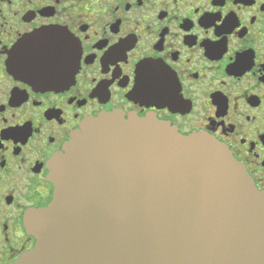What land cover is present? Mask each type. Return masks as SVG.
I'll return each instance as SVG.
<instances>
[{
	"label": "flooded vegetation",
	"instance_id": "flooded-vegetation-1",
	"mask_svg": "<svg viewBox=\"0 0 264 264\" xmlns=\"http://www.w3.org/2000/svg\"><path fill=\"white\" fill-rule=\"evenodd\" d=\"M43 31L61 36L56 86L17 65ZM111 113L216 140L264 193V3L0 0V264L36 244L25 217L54 198L52 158L86 120Z\"/></svg>",
	"mask_w": 264,
	"mask_h": 264
},
{
	"label": "water",
	"instance_id": "water-1",
	"mask_svg": "<svg viewBox=\"0 0 264 264\" xmlns=\"http://www.w3.org/2000/svg\"><path fill=\"white\" fill-rule=\"evenodd\" d=\"M60 38L27 39L19 72L56 86ZM48 180L54 198L26 215L36 244L16 264H264V193L206 135L102 114L52 158Z\"/></svg>",
	"mask_w": 264,
	"mask_h": 264
},
{
	"label": "snow or ice",
	"instance_id": "snow-or-ice-1",
	"mask_svg": "<svg viewBox=\"0 0 264 264\" xmlns=\"http://www.w3.org/2000/svg\"><path fill=\"white\" fill-rule=\"evenodd\" d=\"M94 2H99V0H94ZM261 3H264V0H261ZM146 71V69H144L143 67H142V69H141V76H143V74H144V72ZM155 109H153V111H154Z\"/></svg>",
	"mask_w": 264,
	"mask_h": 264
}]
</instances>
